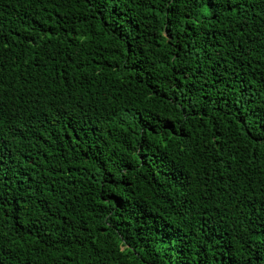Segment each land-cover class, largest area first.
I'll return each instance as SVG.
<instances>
[{
  "label": "trees",
  "instance_id": "1",
  "mask_svg": "<svg viewBox=\"0 0 264 264\" xmlns=\"http://www.w3.org/2000/svg\"><path fill=\"white\" fill-rule=\"evenodd\" d=\"M0 264H264V0H0Z\"/></svg>",
  "mask_w": 264,
  "mask_h": 264
}]
</instances>
